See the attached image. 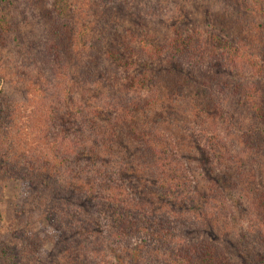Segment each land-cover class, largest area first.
I'll return each mask as SVG.
<instances>
[{"label": "trees", "instance_id": "1", "mask_svg": "<svg viewBox=\"0 0 264 264\" xmlns=\"http://www.w3.org/2000/svg\"><path fill=\"white\" fill-rule=\"evenodd\" d=\"M14 1L23 7L11 13L14 3L0 0V54L14 49L28 66L54 76V87L68 76V81L94 85L83 91L101 99L86 110L90 125L76 129L71 139L62 135L50 140L47 126L38 129L30 122L34 127L26 130L14 100L0 98V185L11 179L41 183L35 192L45 206L61 192L73 199H68L71 211L57 201L44 216L59 229L71 224L73 233H65L62 240L68 243L67 235L74 236L76 249L85 253L56 264H264V189L255 177L264 154H259L260 162L249 159L248 166L244 156L233 157L235 163L221 152V161L236 167L226 164L223 172H216L206 167L211 153L206 147L203 156H196L194 142L179 146L177 129L170 130L174 119L188 111L193 123L213 118L208 108L214 97L208 95L202 102L204 87L213 84L222 83L231 96L248 90L235 117L262 113L264 0H156L148 3V13L156 18L142 22L137 16L141 14L133 17L126 10L125 1ZM165 13L172 16L166 20ZM69 14L71 20L66 19ZM66 48L73 50L71 56ZM221 60L239 71L238 78L213 72V65L220 70ZM249 73L260 80L251 81ZM107 77L111 80L103 85ZM25 80L32 88L38 82L42 87L45 78ZM194 92L199 98L187 106L183 100ZM48 93L42 95L47 118L54 119L49 120L51 127L71 120L76 126L72 114L66 120L58 100L62 93ZM72 94L70 100L77 106ZM218 107L223 109L219 102ZM105 112L111 118L104 123ZM20 151L34 152L35 160L22 164ZM68 158L73 168L66 167ZM194 174L197 180L190 178ZM233 185L241 187L247 202L242 217L230 214L224 198L209 200L218 195L219 186L231 192ZM40 210L36 213L44 212ZM235 222L241 227L237 231L231 226ZM245 224L254 227L253 232H243ZM216 226L222 227L219 235L212 231ZM106 232H111L114 246L105 241ZM23 234L20 250L0 252L5 264L43 262L39 247L29 246L39 237Z\"/></svg>", "mask_w": 264, "mask_h": 264}, {"label": "rangeland", "instance_id": "2", "mask_svg": "<svg viewBox=\"0 0 264 264\" xmlns=\"http://www.w3.org/2000/svg\"><path fill=\"white\" fill-rule=\"evenodd\" d=\"M7 1L11 4L14 3L11 6V13H14V9L23 7L21 3H17L14 0ZM117 1H125L124 3L127 4H125L126 10L130 14H132L133 17L138 13L141 14L137 15L140 16V18L138 19L140 20V22H142L145 17H147L145 18L146 20H152V17L156 18L152 15L150 16V14L148 13L150 9L149 6L150 4L158 3L159 1L156 2V0H108L109 3H115ZM149 2L151 3L148 4ZM162 3L167 4L168 2L163 1ZM143 6H146V8L144 9V11H141V8ZM163 11H160L158 14L162 13ZM130 16L131 15H128L127 18H131ZM164 16H166V20H168L172 16V13H165ZM71 18L72 14H69L66 17V19L68 20H71ZM137 24L138 23H136V25ZM127 26L129 28L134 29L132 23H127ZM34 29H37V27H35ZM221 50L225 49L222 48ZM66 51L67 55L69 53L68 56H71V51L73 52V50L70 51L69 48H66ZM0 55H2L0 61V67L2 68L1 74L4 78L3 81L0 82V98L2 100L11 99L12 102L14 100V104L16 106L17 111L21 114V116H24V123H22V125L26 127V130L30 128L33 129L34 126L32 127L29 124L30 122H33L35 124V127L38 129H40V127L42 126H47V128L45 129L48 131V136L50 140H58V138H60L62 135L68 139H71L76 129H81L84 125L87 124L90 125L91 115L90 113H88L89 107L93 106L94 102L100 104L101 99H99V96L96 93H89V95H85L83 89L86 87V85L87 89H94V85H88L84 81L77 83L75 81H68V76L64 75L65 77L58 78H62V80H59L60 83L57 85L58 87H54V76L50 75L47 71L41 70L38 72V69L31 68L30 66H28L24 61V56H21L18 52H15L14 49L11 50L10 48H8L4 50ZM257 56L258 57H256V60H260V53ZM262 60L264 61V56L262 57ZM239 62L242 63V60H240ZM63 71L61 72L63 73ZM37 72L38 78L35 79ZM213 72L221 73V75H224L229 78L231 76L238 78L236 76L239 75V71L233 65H230L228 60H224V62L222 61V63L220 64V70L217 68L216 65H213ZM32 77L35 82H37V79L45 78V81L42 82V87L38 85L41 82H38L36 87H28L27 84L30 83L28 82V80L25 79ZM107 78L108 80H103V85L106 84L109 80H111L109 77ZM248 78H250L251 81L254 82H258L260 80L259 75H252L251 73H249ZM37 86L40 87V91ZM56 88L59 89V92L55 90ZM65 88L67 89V92H63ZM204 88L205 93H203L202 102L207 99L208 95H212L214 97V99L211 101L212 106L208 108L209 113L213 115V118L209 119V121L200 118L199 123H193L189 121L192 117V113L190 111H188L189 114H182L180 119L175 118L172 122L170 130H174L175 128L177 129V132L175 133L176 143L179 146L184 147L185 145L191 144L193 141V145L195 146V155L200 157L204 155L202 152V147H206V151L211 152L209 155H207L210 164L206 167H209L212 170L215 169L216 172H223V170L225 169L224 166L226 164H228L232 169H234L233 167H236L232 164H229L227 161H221V152H226L227 154H229L228 160L231 161H233V157L244 156L245 159H243V161L247 162L248 166L251 165L249 159H252V157H254V159L260 162L262 157L259 154H264V107L261 110L262 113L254 115V111H252L249 114H246L245 117H235V114H238V111L242 109V101L245 97L244 95H247L248 90L243 89L241 90L239 95L231 96L227 92L226 87L222 85V83L221 85L213 84L210 88ZM53 90L54 95L56 94L55 92H57L58 94L62 93V97H60V99L58 100H60L61 103H63L64 105L63 112L67 114L66 120H68V117H70V114H72L73 118L77 122L76 126L72 124L71 120L69 124L65 122L64 126H60L58 125V123H56L54 127H51V121H54V119L51 117L50 119H48L49 112L46 111L44 107V105H46V102L44 99L45 96H43L42 93L49 91V95L50 92ZM71 94L79 102L77 106H75V101L73 102L70 100ZM214 95H216V97ZM104 96L105 93L102 94L103 98ZM198 98L199 96L195 93L193 95H188L187 98H185L183 101L187 106H189L194 103ZM218 102L221 103V106L223 107L222 110L219 109ZM80 112L85 113L81 114ZM110 118V113L105 112L102 117V120H104L103 122L105 123V120ZM210 123L211 125L209 127ZM38 124L39 126H37ZM48 126H50L51 129ZM34 131L36 134L38 133L36 130ZM180 131H182V133L184 131V134H181ZM246 137L250 138L249 140L252 144L249 145L246 143ZM242 138H244L245 141L242 140ZM184 141H187V143H185ZM62 150L66 149L63 148ZM18 158L23 161L22 164H29V161L32 162V160H35L36 154L34 152L25 153L23 151H20V153H18ZM219 160L221 161V163L219 162ZM65 161L66 167L73 168L74 163H72L69 158ZM257 171L258 173L255 177H257L259 185L261 186V190L264 189V164L261 165V169L258 167ZM194 177L195 174L192 175L190 178L193 180H197ZM197 178H200V176H198ZM206 183L207 179L204 184ZM40 185L41 183L37 185H32L29 181H25L22 179H11L8 181L5 180L0 185V252L4 250L9 251L11 247L16 250H20L24 245V240L22 239L24 235L23 232H26L27 235L32 232L39 237V241H33L34 244H29V246L31 248L38 246L40 259H43V262H35L34 264H51L52 262L53 264H56L63 261H68V258L70 256H73V254L75 255V253H85V251H82L81 248L76 249L77 241L75 240L74 236L67 235V238L69 240L68 243L62 240V237L65 233H73L70 231L72 227L71 224L60 226L61 229H59L58 224L56 225V223H50V221H48V219L44 216V214H46V210H48V206H50L52 202L57 201L59 202L60 207L66 206L67 210L71 211V207H73V205H70V203L68 202V199H71V195L66 194L65 192H61L60 194L51 197L50 202H46L45 206L42 202L43 200L41 198H38L35 192V189L37 187H40ZM233 186H235L237 190H234ZM233 186L231 192H225L224 189L219 186L218 195L215 196L216 199L210 196L209 200H217L224 198L223 202L226 204L228 209L232 211L230 214H235L236 217H242L243 214L241 212V207L245 209L247 207V202L244 199L241 187L239 188V186L237 185ZM189 190L191 191V189ZM262 191L264 190H261L260 192ZM71 200L73 201V199ZM41 203L43 204V206L40 210ZM218 204L219 202L212 204V206L214 207ZM42 209L44 212L36 213V211H42ZM69 219H71L72 222L75 221L73 215L71 214H69ZM245 225L246 227L244 228L243 232L245 230L253 232V229H255L254 227H248L247 224ZM231 226L235 229V231L241 228L236 222L231 224ZM221 228L222 227L216 226L212 231L215 234H218V229ZM104 234L105 241L107 243L113 244L114 246V240H112L111 238V232H106ZM137 241L138 240H136V242ZM253 241L249 242L250 247L252 246ZM5 262L6 261L3 259L0 260V264H5Z\"/></svg>", "mask_w": 264, "mask_h": 264}]
</instances>
